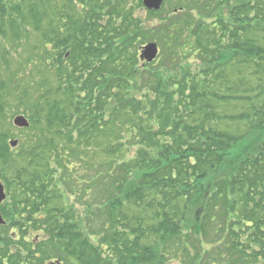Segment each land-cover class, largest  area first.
Listing matches in <instances>:
<instances>
[{
	"label": "trees",
	"instance_id": "1",
	"mask_svg": "<svg viewBox=\"0 0 264 264\" xmlns=\"http://www.w3.org/2000/svg\"><path fill=\"white\" fill-rule=\"evenodd\" d=\"M142 7L0 0V47L38 33L53 47L25 61L38 95L11 94L42 147L17 159L0 150L3 169L20 168L17 257L264 264V0H170L146 11L158 20L150 27L135 16ZM148 43L157 62L168 53L167 67H139ZM185 48L207 57L196 73L181 66ZM79 208L102 222L80 226Z\"/></svg>",
	"mask_w": 264,
	"mask_h": 264
},
{
	"label": "rangeland",
	"instance_id": "2",
	"mask_svg": "<svg viewBox=\"0 0 264 264\" xmlns=\"http://www.w3.org/2000/svg\"><path fill=\"white\" fill-rule=\"evenodd\" d=\"M167 1V2H166ZM170 0H165V5L163 4L164 10L168 9V3ZM146 10L142 7L141 9L135 8V16L139 19H142L145 21V24L150 26H153L155 23L158 22L157 19L148 18L146 14ZM203 13V12H202ZM147 18V19H146ZM23 47H18L13 49L12 47L8 46H1L0 47V54L2 52H5L4 55L6 56L7 62L2 61L0 57V109H2L3 112L0 113V150L3 151L4 147H8V151L12 153L13 158L17 159V155L23 154L26 152L28 147H35L43 145V140H37V132L34 129H31L30 131L28 128L20 129L18 127H15L13 125V121L17 116H23L17 109L16 100L11 96L13 94L12 90L15 92L20 90V88H25L27 92L32 95L33 97H36L38 95V92L36 90V87L34 83L31 81H27L25 78V73H23L26 68L25 61L29 56H32V52H34V48H37V51H40L41 49L43 51H48L49 49H52L53 47L50 44H47L46 41H42V38L40 34H30L28 39L23 40ZM150 44V43H148ZM146 44L140 46L144 47ZM21 46V45H20ZM46 47V48H45ZM158 47V46H157ZM35 48V49H36ZM159 49V47H158ZM8 50V51H7ZM186 53L184 55L178 56V59L183 58L181 61V66L184 67L187 71L186 73H196V71L202 66V62H205L207 57L198 55L197 57L193 58L192 52L189 48L184 49ZM160 53V49H159ZM167 53V52H166ZM162 52V56H160V62L156 61L153 64L154 68H157V66L163 64L167 67V62H169V56L168 53ZM138 60H139V53ZM159 58V57H158ZM139 67H142L143 64L139 60ZM163 68H165L163 66ZM16 80V82H13ZM3 107V108H1ZM25 117V116H23ZM26 118V117H25ZM27 119V118H26ZM28 121V119H27ZM29 126L31 125L28 121ZM29 132H28V131ZM1 153V152H0ZM20 171V168L13 167V169L5 170L0 166V183L2 184L5 191L7 192L5 188V183L8 182L10 184L9 189V198L6 202L3 204L2 208L7 211L5 217L9 219V223L7 220H3L4 224L0 225V247H3V242H8V237L10 238V241L13 242L15 237H12L11 228L14 227L15 219L10 218V215L8 214V211L13 209V206L16 204H19V201L14 198L13 192H15L16 189H14L13 182H15L16 176L18 175V172ZM80 171L75 172L74 174L79 173ZM82 172H85V170H82ZM73 203V202H72ZM79 214V224L80 226L85 221L86 217H90L92 219L93 223H100L102 222V218H96L95 214H89L90 211L87 209H77L76 210ZM22 220L24 219L26 223L25 216L23 215ZM12 237V238H11ZM36 237V232L32 233L30 238ZM15 242V241H14ZM17 244V242H15ZM5 250V248H4ZM49 262V261H48ZM63 262L60 260H51L48 264H62ZM72 262H68L65 264H71ZM176 264V263H175Z\"/></svg>",
	"mask_w": 264,
	"mask_h": 264
},
{
	"label": "flooded vegetation",
	"instance_id": "3",
	"mask_svg": "<svg viewBox=\"0 0 264 264\" xmlns=\"http://www.w3.org/2000/svg\"><path fill=\"white\" fill-rule=\"evenodd\" d=\"M7 199H10V198H9V194L5 191V201H3L2 204H0V215L4 220H7V222L9 223V219L5 217L7 211H5L2 208L3 204L6 202ZM7 215H10V218L12 217L15 219L14 224L16 225H14V227L11 228V232L13 231L12 237H15L14 241L17 242V244L10 246V249L7 251L4 250V247H0L1 248L0 249V264H25V260H26L25 257L21 259L17 257V255L19 254L21 255V253L23 252L22 249L20 250L18 249L17 245L18 243L26 239V236H27L26 223L24 219L22 220V218H20V222H19L18 214L13 209L9 210ZM8 239L10 240L9 237Z\"/></svg>",
	"mask_w": 264,
	"mask_h": 264
},
{
	"label": "water",
	"instance_id": "4",
	"mask_svg": "<svg viewBox=\"0 0 264 264\" xmlns=\"http://www.w3.org/2000/svg\"><path fill=\"white\" fill-rule=\"evenodd\" d=\"M164 0H142L143 7L148 11H159L163 5ZM158 55V48L155 44H148L144 48L141 49V57L142 61H146L147 63H151L156 59ZM13 125L20 129L28 128V121L22 117L18 116L14 119ZM5 194L3 186L0 183V204L4 201ZM4 222L0 215V225H3Z\"/></svg>",
	"mask_w": 264,
	"mask_h": 264
}]
</instances>
